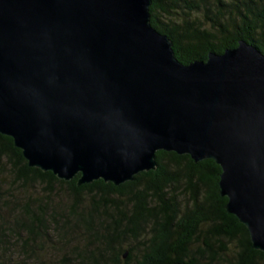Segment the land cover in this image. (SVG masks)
Returning <instances> with one entry per match:
<instances>
[{"label": "water", "instance_id": "95a60500", "mask_svg": "<svg viewBox=\"0 0 264 264\" xmlns=\"http://www.w3.org/2000/svg\"><path fill=\"white\" fill-rule=\"evenodd\" d=\"M151 3L0 0V134L77 186L133 181L158 151L213 160L226 212L264 252V54L239 40L182 64Z\"/></svg>", "mask_w": 264, "mask_h": 264}, {"label": "trees", "instance_id": "16d2710c", "mask_svg": "<svg viewBox=\"0 0 264 264\" xmlns=\"http://www.w3.org/2000/svg\"><path fill=\"white\" fill-rule=\"evenodd\" d=\"M151 1L150 24L169 38L182 64L206 61L208 53L221 54L239 40L264 54V0ZM155 161V170L117 187L102 180L77 186L78 176L65 182L29 167L13 140L0 134V168L12 183L39 185L47 197L54 187L67 190L73 204L62 221L63 234L78 235L84 243L92 239L89 253L77 255L83 264H264V252L252 248L246 227L225 210L221 168L213 160L195 163L189 155L158 151ZM41 201L20 204L13 217L17 227L11 231L25 238V251L45 239L51 221L57 223V215L44 208L47 200ZM5 230L0 247L10 236ZM126 238L139 248L129 243L123 251ZM229 243L236 249L231 260ZM12 263L0 251V264Z\"/></svg>", "mask_w": 264, "mask_h": 264}, {"label": "rangeland", "instance_id": "374dc122", "mask_svg": "<svg viewBox=\"0 0 264 264\" xmlns=\"http://www.w3.org/2000/svg\"><path fill=\"white\" fill-rule=\"evenodd\" d=\"M5 172L4 168H0V233L6 231L5 227H7L10 236H6L4 246L0 247L3 257H11L12 264H83L78 260L77 255L89 253L92 247L90 248L88 240L92 241V239L87 238L85 246L78 235L74 236L68 232L63 234L66 225L62 221L69 212V206L73 204L67 190L54 187L55 193L47 197L41 186L27 188L15 185ZM41 200H47V203L43 202L44 208H47L49 212L53 211L54 217L57 215V223L51 221L47 226L45 239L42 242L37 239V242L27 246L25 251L22 245L25 238L22 236L16 239L11 231L12 227H17L13 217L16 210L20 209V204L27 202L32 207L36 202H42ZM120 202L124 203V200ZM124 243L123 251L127 249L129 243L134 249L139 248L138 243L136 241L131 243L129 238H126ZM227 247L229 248L227 259L231 260L236 249L232 243H229ZM84 251L86 252L83 253Z\"/></svg>", "mask_w": 264, "mask_h": 264}]
</instances>
